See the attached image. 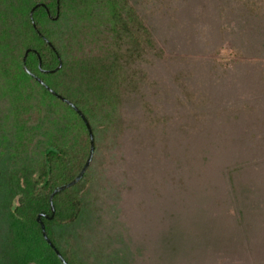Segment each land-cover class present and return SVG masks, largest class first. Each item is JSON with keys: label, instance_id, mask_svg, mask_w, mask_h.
Returning <instances> with one entry per match:
<instances>
[{"label": "trees", "instance_id": "trees-1", "mask_svg": "<svg viewBox=\"0 0 264 264\" xmlns=\"http://www.w3.org/2000/svg\"><path fill=\"white\" fill-rule=\"evenodd\" d=\"M218 1L241 43L196 71L156 38L147 7L165 0H0V264H62L39 214L67 264H264V0ZM246 77L262 97L216 109ZM61 98L94 152L50 219L90 149ZM143 187L163 201L137 234L121 216ZM141 236L156 244L144 259Z\"/></svg>", "mask_w": 264, "mask_h": 264}, {"label": "rangeland", "instance_id": "rangeland-1", "mask_svg": "<svg viewBox=\"0 0 264 264\" xmlns=\"http://www.w3.org/2000/svg\"><path fill=\"white\" fill-rule=\"evenodd\" d=\"M159 5L160 3L158 2L154 7H147L150 10L147 17L150 19V22L152 21L156 38L164 46L166 57L169 58V64L172 65L173 68L181 69L188 67L180 61L186 59L185 62L189 63V67L194 68L197 71L204 59L214 56L217 57L216 51H219L220 54H218V57L222 59L229 60L234 57V52L230 50L229 46L234 44L239 47V43L241 42L240 39L233 40L234 37L227 33V29L226 33L224 32L223 35H221L222 31H220V27H223L224 25L229 27L231 21H233L228 10H225L222 13L219 9L222 5L221 2L218 0H165L163 5ZM247 40L248 38L244 37L242 42ZM249 41L247 42V45H245L248 48L260 47V44L257 42H255V44L252 42L249 43ZM242 51L246 52L244 48ZM178 60L181 64L177 63ZM197 80L205 82L206 85H211V88L212 84L215 86L214 82H216L200 78ZM216 84L218 83L216 82ZM223 84L224 87L222 93L215 92L216 97H218L216 98V109L222 104L221 102H224L223 107L225 108L235 105L237 100H240V97L243 96L244 92L246 93L245 97L248 99H254L255 96L262 97L261 94L257 95L254 92L256 84L248 77L239 80H229V78H227ZM261 89L264 90V88ZM255 125L257 126L254 128L253 132L256 137L255 142L258 149L263 150L264 123L257 122ZM246 126L250 127L248 124ZM262 177L263 175L259 179L261 180ZM262 181L263 184L264 178H262ZM129 197V202L124 206V215L121 216V219L124 220V222L126 221L128 227L135 226L136 233L139 234L142 233V231L144 232L142 226L147 225L151 220H156L154 218L151 219V217L155 216V218H157L159 216V210L157 208L159 207V203L157 202L163 200H157L156 202L153 200L152 202L151 196L147 193V190L144 187L142 190L137 188L134 192L129 194ZM126 211H128L129 214H125ZM160 216L162 215L160 214ZM140 229L142 230L140 231ZM134 246L136 248L139 247V250H135L136 254H138V252L142 254L139 255L138 258L143 256L144 259L146 254L144 252H148L149 250L150 253V248H152V246L154 248L156 247L155 237L139 238ZM159 255L158 258H167V256H165L167 255L166 251H164L163 256L162 254ZM177 263L178 261L175 262V264Z\"/></svg>", "mask_w": 264, "mask_h": 264}, {"label": "water", "instance_id": "water-1", "mask_svg": "<svg viewBox=\"0 0 264 264\" xmlns=\"http://www.w3.org/2000/svg\"><path fill=\"white\" fill-rule=\"evenodd\" d=\"M28 52V51H27ZM27 52L25 53V56L27 54ZM23 62H25V57L23 58ZM61 67V63L58 66V69ZM62 101H64L65 103H67L70 107H72V109H74V111H76V113L80 116V118L82 119V121L84 122L86 129L88 130L89 133V140H90V149H89V155L88 158L83 166V168L81 169V171L79 172V174L75 177V179H73L70 183L63 185L61 187H58L57 189H55L52 193V195L49 198V203H50V209H51V217L50 219H52L53 215H54V207H53V203H52V199L53 196L63 192L66 189H69L70 187L74 186L75 184H77L83 177L85 171L87 170V168L89 167L92 157H93V152H94V141H93V135L90 129V126L87 122V120L85 119V117L83 116V114L77 110V108L75 106H73L70 102L66 101L65 99L61 98ZM40 218H46V215L44 214H39L36 218L37 223L40 225L41 228V232L43 235V238L45 239V241L48 243V245L54 250V252L56 253V255L58 256L59 260L62 262V264H67L63 258L61 257V255L58 253V251L55 249V247L51 244V242L48 240L46 233H45V227L43 225V223L41 222Z\"/></svg>", "mask_w": 264, "mask_h": 264}]
</instances>
